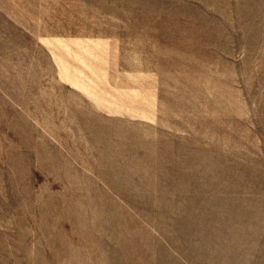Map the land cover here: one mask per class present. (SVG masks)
Segmentation results:
<instances>
[{"label": "rangeland", "instance_id": "1", "mask_svg": "<svg viewBox=\"0 0 264 264\" xmlns=\"http://www.w3.org/2000/svg\"><path fill=\"white\" fill-rule=\"evenodd\" d=\"M0 264H264V0H0Z\"/></svg>", "mask_w": 264, "mask_h": 264}]
</instances>
